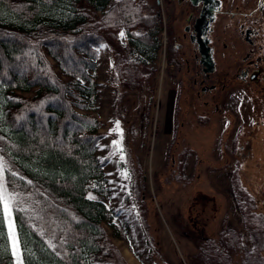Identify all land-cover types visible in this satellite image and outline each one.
<instances>
[{"label":"trees","instance_id":"1","mask_svg":"<svg viewBox=\"0 0 264 264\" xmlns=\"http://www.w3.org/2000/svg\"><path fill=\"white\" fill-rule=\"evenodd\" d=\"M163 28L161 13L138 0H0V264H17L5 196L23 264H122L104 225L121 209L92 195L110 189L109 156L99 155L105 133L93 113L99 53L121 29L138 46L157 49ZM116 69L130 86L154 71L122 51ZM231 184L253 241L243 264H264L263 197L238 169ZM240 248L239 232L223 229L218 240L201 243L192 264H231L230 250Z\"/></svg>","mask_w":264,"mask_h":264},{"label":"rangeland","instance_id":"2","mask_svg":"<svg viewBox=\"0 0 264 264\" xmlns=\"http://www.w3.org/2000/svg\"><path fill=\"white\" fill-rule=\"evenodd\" d=\"M138 1L161 13L172 43L177 39L183 46L170 62L164 30L158 35L160 47L153 49L138 46L124 29L119 40L108 38L101 46L93 113L105 133L99 155L109 156L110 189L92 195L121 209L113 225H104L122 264H192L201 243L218 240L228 228L239 232L242 244L230 250L231 264H243L253 241L231 174L238 169L264 204V95L256 98L247 82L231 77L241 60L234 43L216 44L215 71L208 77L203 73L182 36L177 0ZM120 51L154 69L148 82L123 83L116 69ZM4 207L16 263L23 264L6 196Z\"/></svg>","mask_w":264,"mask_h":264},{"label":"flooded vegetation","instance_id":"3","mask_svg":"<svg viewBox=\"0 0 264 264\" xmlns=\"http://www.w3.org/2000/svg\"><path fill=\"white\" fill-rule=\"evenodd\" d=\"M176 2L182 36L192 45L203 73L208 77L215 71L216 44L231 47L234 43L241 60L231 77L247 82L256 98L259 92L264 95V0Z\"/></svg>","mask_w":264,"mask_h":264},{"label":"built area","instance_id":"4","mask_svg":"<svg viewBox=\"0 0 264 264\" xmlns=\"http://www.w3.org/2000/svg\"><path fill=\"white\" fill-rule=\"evenodd\" d=\"M163 34H164L163 35L164 36L163 41H164L165 40V37H166V32L164 31ZM175 44H176V47H179V43L178 42H175Z\"/></svg>","mask_w":264,"mask_h":264},{"label":"bare ground","instance_id":"5","mask_svg":"<svg viewBox=\"0 0 264 264\" xmlns=\"http://www.w3.org/2000/svg\"><path fill=\"white\" fill-rule=\"evenodd\" d=\"M168 43V39L167 37H165V40H164V47H166V44ZM166 49V48H165Z\"/></svg>","mask_w":264,"mask_h":264},{"label":"water","instance_id":"6","mask_svg":"<svg viewBox=\"0 0 264 264\" xmlns=\"http://www.w3.org/2000/svg\"><path fill=\"white\" fill-rule=\"evenodd\" d=\"M181 1V0H180ZM212 69H214V66H212V67H209V70H212Z\"/></svg>","mask_w":264,"mask_h":264}]
</instances>
